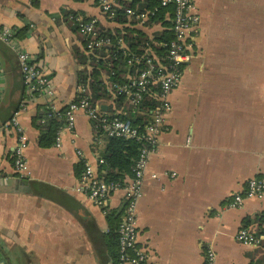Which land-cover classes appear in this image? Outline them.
Returning a JSON list of instances; mask_svg holds the SVG:
<instances>
[{
  "label": "crops",
  "instance_id": "crops-1",
  "mask_svg": "<svg viewBox=\"0 0 264 264\" xmlns=\"http://www.w3.org/2000/svg\"><path fill=\"white\" fill-rule=\"evenodd\" d=\"M195 4L196 55L169 94L166 127L149 156L138 201L142 264H204L208 247L215 264H264V249L235 237L246 217L264 211V198L230 205L248 179L264 175V0ZM71 13L96 18L108 29L132 22L112 20L94 0H39L37 6L0 0V27H27L14 45L0 40V127L17 112L28 139V170L17 174L14 131L0 129V264H115L106 212L77 190L82 171L77 150L96 162L104 138H97L82 110L72 131L63 128L60 145L41 147L33 123L38 114L58 111L76 96L84 39ZM134 26L148 33L158 29ZM18 51L28 52L46 71L53 98L26 95ZM100 72L109 91L110 79ZM97 103L109 114L127 106L117 104L112 93ZM123 201L118 190L107 207L122 211Z\"/></svg>",
  "mask_w": 264,
  "mask_h": 264
},
{
  "label": "built area",
  "instance_id": "built-area-1",
  "mask_svg": "<svg viewBox=\"0 0 264 264\" xmlns=\"http://www.w3.org/2000/svg\"><path fill=\"white\" fill-rule=\"evenodd\" d=\"M94 1L109 18L116 14L117 8H122L121 4H117L118 0ZM158 1V5L153 9L137 10L131 7L124 9L131 20L146 25V21L160 7L171 8L165 13V17L170 21L171 39L162 43L165 48L162 54H156L154 51L145 54L130 53L123 38L119 36L116 39L118 49L128 55L127 65L141 64L135 72L128 75L126 82H109L110 93L125 96L126 109L110 114L105 112L98 103L91 102L87 86L83 83L77 84L76 96L67 105L64 114L65 124L57 131L55 138V144L60 145V134L63 128L72 131L75 128L76 112L82 110L97 130V138L122 137L141 142L139 154L133 166V175L126 178L122 186L100 176L99 165L103 163L101 156L97 158L96 162H92L83 157L81 150H77V155L82 163L77 190L85 193L95 205L103 210L107 207L109 198L114 192L123 191V213L117 228L118 256L116 264H142L146 258V252L138 242L137 226V206L143 194V180L149 156L158 143L159 134L166 127L165 116L171 108L169 94L179 85L183 68L195 57V37L200 32V16L195 0ZM71 18L84 39L87 51L91 52L112 44V39L109 36L101 35L99 32L96 18L85 19L82 16H72ZM157 27L163 29L160 24H157ZM15 33V28L2 26L0 27V40L6 44L14 45ZM17 56L26 95L33 98L36 94H42L53 98L52 84L46 71L37 65L28 52L18 51ZM148 94L154 95L158 101L149 112L140 108L144 96ZM19 108L20 110L24 109V105ZM128 114L148 117L143 125H135L131 118L122 117ZM0 129L14 131L16 143L13 151V169L17 174L26 173L28 165L25 159V149L28 139L18 121L17 112L3 123ZM247 198H264V175L248 179L243 191L233 194L230 205L232 207L240 206ZM235 237L237 241L255 247L260 246L263 238L262 235H256L251 227L244 226L237 231ZM215 263L214 250L211 247L206 248L204 264Z\"/></svg>",
  "mask_w": 264,
  "mask_h": 264
},
{
  "label": "trees",
  "instance_id": "trees-1",
  "mask_svg": "<svg viewBox=\"0 0 264 264\" xmlns=\"http://www.w3.org/2000/svg\"><path fill=\"white\" fill-rule=\"evenodd\" d=\"M38 2L39 0H31L33 6H37ZM158 3V0H124L121 1L122 8H117L116 14L110 18L118 23L124 24L129 18L124 11L126 7H131L137 10L153 9ZM170 9L171 8L166 9L160 7V9H158L155 14L150 16L146 21L147 26L160 24L163 29L158 28L157 30L148 33L143 29L135 27L134 25L138 23L133 20L128 26L122 28L108 29L98 25L101 35L109 36L112 39V44L89 52L83 41L84 50L79 52V54L76 53L79 57L77 58L78 62L83 64V68L77 72V84L83 83L87 86L90 100L93 104H97L99 98L110 97L111 94L101 78L100 71H106L110 82L123 83L127 81L128 75L135 72L141 65H127L128 55L122 53L121 50L118 49L116 39L119 36L122 37L124 44L130 53L145 54L154 51L156 54H162L165 50L162 43L171 39L170 21L165 17V13ZM71 14L72 16H76V13ZM131 23L134 25H131ZM75 26L77 29L76 23ZM24 30L27 31V27L21 30L17 28L15 37L18 36L19 31ZM86 52L89 53L87 54ZM87 61L89 62V65L86 68L85 64H87ZM115 101L119 105L124 104L126 98L123 94L116 93ZM157 103L158 101L154 98V95L148 94L144 96L140 108L148 110L149 112ZM66 109L67 105L58 111L51 110L44 116L38 114L34 117L33 123L39 130L38 143L41 147H50L55 143L57 131L65 124L64 114ZM122 117L131 118L135 125H143L148 116L144 117L135 114H128L123 115ZM104 143V148L100 152V156L103 158V163L99 165L100 176L107 181H113L122 186L126 178L133 175V166L138 157L141 142L122 137H104ZM80 174H78V177ZM104 211L106 212L111 232L109 248L112 250L116 264L118 256L117 228L123 212L108 209V207H105ZM243 226L251 227L256 235L263 236L261 244L258 247L264 249V211L253 217H246L243 221Z\"/></svg>",
  "mask_w": 264,
  "mask_h": 264
}]
</instances>
